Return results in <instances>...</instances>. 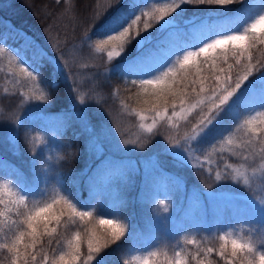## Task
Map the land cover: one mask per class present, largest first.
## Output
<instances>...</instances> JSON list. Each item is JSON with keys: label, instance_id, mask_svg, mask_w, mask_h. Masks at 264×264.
Wrapping results in <instances>:
<instances>
[{"label": "snow or ice", "instance_id": "1", "mask_svg": "<svg viewBox=\"0 0 264 264\" xmlns=\"http://www.w3.org/2000/svg\"><path fill=\"white\" fill-rule=\"evenodd\" d=\"M68 2L71 3V0ZM115 2L119 3V0ZM148 2L152 7L145 4L142 8V0H129L126 7L122 5L115 8L98 25L94 34L95 50L107 51L109 61L119 57L125 51V46L136 40L138 55L132 60L113 65V70H118L121 74L137 75L139 79L131 80V84L149 91L157 101L165 105L163 112L155 103L152 105L155 115L151 125H145L143 121L146 117L136 113L141 121L139 127L147 136L143 139L138 138V141L123 139V147L127 148L132 144L144 148L150 143L155 135L156 122L164 118L169 97H172V113L168 119L173 128L179 127L173 122V118L182 117L186 120L188 114L199 109L198 119L191 131L180 139L169 140L171 152L168 148L164 149L165 153L171 155L178 164L187 163L190 148L194 149L205 143L214 144L217 140H226L227 144L241 149L233 155L242 157L245 161L257 152L260 159L264 160V61L254 59L252 55V49L257 45H264V32L257 33L258 26L264 23V0H260L258 11L249 5L239 17H233L236 26L231 28L225 27L220 20L213 21L211 16L185 21V26L181 27L178 17L183 12L184 5L223 7L234 2L247 3V0H148ZM108 3L111 4L112 0H108ZM173 13L176 15L173 16ZM99 15L100 13H97V17ZM169 16L171 19H165ZM153 22L159 24L158 31L165 34L166 48L159 41L153 44L151 33L147 36L141 35V31L147 32L153 26ZM178 35L183 39L177 41L175 37ZM84 39L91 41L93 37L85 34ZM5 52L8 53L10 62L14 61L19 72L23 73L36 88V93L32 97L24 96L22 104L29 99L50 102L53 93L60 88L59 79L62 77L64 83L68 81L69 77L65 72L66 62L61 64L59 60L50 57L44 49L27 37H24L22 48L10 50L4 44L3 35H0V57ZM229 56L234 60V64L229 63ZM201 57L203 60L196 63ZM218 60L221 61L220 64H217ZM205 67L210 69L208 74H204ZM236 67L241 70L236 71L233 77V70ZM257 72L259 74L254 75ZM74 90L69 86L70 92ZM193 94L196 97L195 102L189 103L188 98ZM176 98L179 99V111H176L178 107ZM79 103L85 104L83 95L79 96ZM242 108L246 109L249 115L240 120ZM252 112H255V115H252ZM13 119L19 123L21 117L14 115ZM72 119L78 121L86 131L93 133L89 147L92 151L102 154L101 140L107 138L108 130L102 126L98 130L95 129L88 120L85 108H80L77 112L73 107L70 113H66V120L70 122ZM257 121L261 127L255 126ZM233 126L236 131L241 129L245 131L247 138L242 144L234 143ZM225 133H228L227 137ZM181 140L184 143H181ZM116 147L119 148L120 145L117 144ZM107 165L114 166L112 161H107ZM242 169L243 165L232 168L231 173L225 172L222 175L217 172L214 179L217 182L242 180L245 186H250L247 171ZM105 171L106 169H101L99 174L102 175ZM152 172L161 178L170 175L158 161L155 162ZM261 183H264V178H261ZM89 191H93L91 184ZM36 192L44 197L47 188L41 191L37 186ZM6 193L7 201L4 198ZM249 201L251 203L246 202L241 211L259 224L258 235L255 238L249 236L244 239L233 232L225 231L216 237L219 241L218 247L198 246L197 250L188 256L182 244H197V241L185 237L172 248L171 257L165 252L161 260V249L147 250L146 255L136 257L138 264H190V260L195 261V264H215L209 258L213 252L224 264H264V198ZM126 203L122 198H118V202L102 206L95 201V195L83 201L63 186H58L51 198L37 201L32 190L28 189L23 181L15 184L0 181V205L5 208L4 211H0V237L4 240L0 242V250H7L11 264H37L38 257L40 264H108L107 257L122 250L124 245H118L111 253L105 250L117 244L122 238L127 242L128 238L135 234L131 227V218L123 212ZM160 203L166 211L164 200ZM106 216L109 218H104ZM77 221L82 225H90L85 227L86 253L81 251L80 231H75L67 241L66 248H60L58 252L55 248L51 255L43 249L40 252L36 251L37 244L44 236L50 238L51 247V238L57 234L62 222L67 227L68 223L76 225ZM8 232H13V238H8Z\"/></svg>", "mask_w": 264, "mask_h": 264}, {"label": "trees", "instance_id": "2", "mask_svg": "<svg viewBox=\"0 0 264 264\" xmlns=\"http://www.w3.org/2000/svg\"><path fill=\"white\" fill-rule=\"evenodd\" d=\"M129 0H119V3L112 0L109 4L108 0H0V35L4 37V44L7 49L14 50L20 48L24 44V37L32 39L48 55L59 60L61 64H65V72L68 75L67 83L63 78L59 79L60 88L54 92L50 98V102H40L34 99L29 103L24 101V92L29 97L36 93V88L27 77L19 72L15 66V62H10L7 52L0 57V63L4 65L5 70L13 71L16 76L22 79L15 91L9 88L5 93L3 84L5 83L6 71L0 70V179L1 181L10 182L12 184L23 181L28 189L35 194L38 186L41 191L45 189L42 186L40 175L47 164L44 160L47 157L53 158L54 163L49 166L52 169L53 179L51 182L58 186H63L72 191L78 198L87 201L91 196L95 195V201L99 205H111L118 202L117 199H110L111 192L116 180L126 171L117 169L110 170L104 166H98L93 158L95 154L90 152L89 140L93 133L86 131L81 127L80 123L75 119L70 122L66 120V113H70L75 107L78 112L80 108L87 111L88 120L95 129L101 126L108 130L106 139L102 138L103 153L106 155L117 156L118 150L112 143L113 140L122 142L123 139L129 141H138L147 136L139 125L141 123L140 113L153 119L155 112L152 105L155 103L163 112L165 105L161 101H157L149 91L140 89L138 86L131 84V80L139 79L135 74H121L118 70H113V65L122 64L125 60H132L138 55L132 53L127 58H118L108 61L105 52H97L95 50L94 35L98 25L109 16L115 8L127 6ZM152 7L148 0H142L141 7ZM249 5L256 11L259 10L260 0H247V3L234 2L227 6H207V5H184L183 12L178 17L181 27L184 22L194 18H203L211 16L212 20H220L225 27H235L233 17H239L243 10ZM179 11V10H178ZM97 13H100L97 17ZM139 14V13H137ZM173 16L176 14L173 13ZM171 19V17H165ZM144 19V18H142ZM142 29V24L140 25ZM159 25L153 22V26L147 31H141V35L147 36L152 34V43L158 41L163 47H167L165 34L158 31ZM264 32V27L257 29V33ZM19 33V35H16ZM85 34L92 36L91 41L85 40ZM177 41L183 39L181 35L175 37ZM133 40L125 46V52L131 50ZM254 59L264 61V45H257L252 49ZM203 60L201 57L196 63ZM221 61H217L220 64ZM229 63H235L229 56ZM226 66V65H225ZM241 70L239 67L234 68L233 77L236 71ZM204 74L210 72L209 68L203 69ZM259 73H254L258 75ZM252 77H250L251 79ZM71 86L74 91H69ZM83 95L85 104L79 103V96ZM195 95L188 98V102H195ZM173 98L169 97L167 112H172ZM147 101V103H145ZM179 110V99L176 98ZM135 110V111H134ZM199 110L193 111L184 118H175L174 121L179 125L173 128L172 124L168 125L164 120H160V124L155 127V135H153L149 144L144 148L135 147L130 144L127 148L134 157L154 158L161 166L166 169V173L178 176L180 182L174 183L169 175L160 177L152 174L144 183H136L130 186L122 199L126 201V207L123 208L125 215L131 218V227L135 230L133 237L125 238L118 241L117 244L111 245L106 252L116 249L118 245L123 244L122 250L117 251L107 257L108 264H131L127 261V252L131 251V255L140 253L142 249L146 250L161 249L160 259L164 258L166 252L169 257L172 256V248L177 242H182L185 237L195 239L197 244H182L185 254L190 256L197 250V247H218L219 241L216 239L220 232L213 235L210 226L214 225V221L204 219L200 225H194L186 218L183 219L181 225L177 224L169 232H151L149 223L156 216L161 215L162 218L169 219V216L175 214L181 201L188 195L191 188L199 189L208 193L220 192L223 190L232 191L230 180L215 181L213 175L215 171L211 168L208 170L202 163L198 165L192 164L189 160L187 163H177L176 160L165 153L164 149L168 148L171 152L169 140L175 141L190 132L192 126L198 119ZM255 115V112L251 113ZM14 115H19L21 120L19 123L14 122ZM44 115V118L41 116ZM249 115V112L242 108L240 110L239 119L243 120ZM169 117V116H168ZM256 127H261L258 121ZM43 131H47V138H42ZM53 133L54 140H51ZM232 139L236 141L237 133L235 126L232 129ZM228 133H225V137ZM44 139L46 141H44ZM48 142L52 147L47 149L45 143ZM181 143H184L181 140ZM191 154L197 155L200 162L207 157L216 164L225 166L237 163L242 157L234 156V152H240L234 145L227 144L226 140H217L214 144L205 143L204 145L191 148ZM35 153V155H34ZM222 156H218V154ZM92 154V155H91ZM106 169L101 175L100 170ZM4 173V174H2ZM210 173V175H209ZM225 172L222 171V175ZM155 179L153 180V177ZM138 179L139 177L136 176ZM119 182V181H118ZM166 182L167 187H163ZM93 186V191H89V185ZM56 187V189H57ZM52 184L47 188L46 199L51 198ZM165 193V194H164ZM238 193V192H237ZM241 193V192H240ZM107 196L106 198L100 197ZM164 200L167 210L161 205L160 201ZM59 207V206H57ZM5 209V208H4ZM229 211L221 216V223L218 224L220 230L225 228L222 222L236 227L235 219L226 217ZM178 211L177 217L180 218ZM240 216V215H239ZM244 218V216H240ZM15 219V217H13ZM104 218H108L107 216ZM224 218V219H223ZM67 220V216H65ZM245 228H254L253 222L243 219L240 221ZM211 224V225H210ZM90 225H82L77 221L76 225L68 223L65 227L62 222L58 228L57 234L54 235L51 247L49 246V237L41 238L37 244L36 251L48 252L50 255L53 248L58 252L60 248H66L67 241L71 239L75 231L81 232L82 253L87 252V233L85 227ZM7 231V229H5ZM193 232V237L190 233ZM8 238H13V234L8 232ZM243 238V237H242ZM0 242H4L0 237ZM22 247V246H21ZM230 247V246H229ZM41 255L43 253L41 252ZM203 258V253L201 254ZM215 264H224L222 260L213 252L210 257ZM0 264H11L10 254L7 250H0ZM37 264H40L38 257ZM132 264H136L132 260ZM190 264L195 261L190 260Z\"/></svg>", "mask_w": 264, "mask_h": 264}, {"label": "rangeland", "instance_id": "3", "mask_svg": "<svg viewBox=\"0 0 264 264\" xmlns=\"http://www.w3.org/2000/svg\"><path fill=\"white\" fill-rule=\"evenodd\" d=\"M263 27H264V23L259 25L257 29L259 30ZM132 44L134 45L132 46L130 51L128 52L124 51L121 53L119 57H114L112 60H115L118 58H127L131 55L132 52L137 53L138 51L135 47L136 40H133ZM20 48H15L14 50H17ZM133 53H132V56H133ZM105 54L106 55H103V56L106 57V59L108 60L107 51L105 52ZM0 70L6 71L7 73V75L5 76V83L3 84V87L5 88V93L9 91V88H13L12 90L15 91V89L19 85H21L22 79L16 76V74L13 71L5 70L4 65L1 63H0ZM21 95L28 96L24 92H22ZM26 102L31 103L33 102V100L29 99ZM196 110H199V109H196ZM196 110H193V111H196ZM193 111L191 113H193ZM171 113L167 112L163 119H158L156 122V126L160 124L161 122L160 120H164L166 124L170 125L171 123L169 122L168 116H171ZM41 117L44 118V115H42ZM145 117L146 119L143 121V123L145 125H151L153 123V119L147 116ZM175 118H182V117H175ZM175 118H173V122L176 120ZM47 133H48L47 131H43V133L41 134V137L47 138L46 137ZM236 136H237L236 141L241 144L247 138L246 133L243 129H241L239 133H237ZM50 137H51L50 141H53L54 140L53 133ZM44 141L46 140L44 139ZM112 143L115 147L117 144L120 145V147L117 148L118 150H116L117 151L116 153L118 154L117 156L106 155L104 153L99 154L97 152L92 151L90 148L89 149L91 153L93 152L95 154L93 161L98 166H104L105 168L110 169V170L117 169V172L115 174H117L120 171H126L120 177H118L111 192L109 193L110 199L118 200V198L123 197L121 194H124L125 191L130 186H134L136 183H144L148 178H150L152 174H154L152 172V169L154 167L156 160L153 157L152 158L151 157L150 158L134 157L129 152L128 148L123 147L122 142L113 140ZM45 147L47 149H50L52 146L48 142H46ZM190 150L191 148L189 149L187 156H188V160L192 164L198 165L202 163V165L206 166L208 170H211L212 168L215 171V174L217 172H220L222 174V171L231 173L232 168L240 167L241 165H243L242 170L246 169L247 175L250 178V186H245L242 183V180L240 182H233L232 180H230L232 191H237L238 193L228 192L229 190H223V191L215 192V193H208V191L202 192L199 189L191 188L188 192V195L184 198V200L181 201V205L177 207L175 214L172 216H169V219L167 221L166 219L162 218L161 215H156L150 221L149 223L150 231L151 232L153 231V233L154 232L167 233L177 224L181 225L184 218H186L188 222L194 225H200L203 223L204 219H206L209 222L211 220L214 221V225L212 227L210 226L209 228L210 230H213V235H215V233H218V232H220V234H223L225 231H229V232H233L234 235H237L241 238L243 237L244 239H247L249 236H252L253 238H255L258 235L257 230L259 229V224L254 219L249 218L243 211H241V209L243 208V205L246 202L251 203L249 201L250 199H253L254 201H259L261 198H264V183H261V178H264V167H262V165H264V160L260 159V156L257 152L256 155L250 156L248 161H245L244 159H239V161L235 164L232 163V165L222 166V165L216 164L211 159H207V157L204 158L202 162H200L198 156L192 155ZM218 156H222V154L220 153L218 154ZM102 161H104V163H102ZM107 161H112L114 166L109 167L107 165ZM44 162L47 164V167L43 169L40 175V178L42 179V186L45 189V188L50 187L52 184L51 193L54 195L57 184L54 183L53 185V182H51V180L53 179L54 181H56L57 177L53 176L52 169L49 167L51 166L52 163H54V160L50 156V157H47L44 160ZM159 165L161 166L160 163ZM164 171H166V169H164ZM136 176H138L139 178L137 179ZM169 176L173 180L174 183L180 182V179L177 178L178 176H174L171 174ZM213 177H215V175H213ZM162 179L163 177L162 178L160 177V180ZM163 187L164 188L167 187L166 182H163ZM106 197L107 196H104V197L101 196L100 199L101 198L104 199ZM4 198L6 201L8 200L7 193L5 194ZM34 199L37 201H40L42 199H46V196L41 197L39 193H36L34 196ZM4 210H5L4 206L0 205V211H4ZM178 211L180 213L179 215L180 218L177 217ZM226 211H229V215L228 214L224 215V218L229 217V218L235 219L236 227L230 226L229 224H225L224 222H222V225L225 228H223V230H220L218 224L221 223L220 222L221 216ZM239 215L244 216V218L240 217ZM243 219L252 221L255 227L245 228V225L241 224L240 222ZM13 228H14V231H16L15 226H13ZM11 233L13 234V232ZM190 235L193 237L194 233L191 232ZM143 255H146V252H144L141 249L140 253H135V255L131 256V260H133L134 262H136V264H138L136 257H140Z\"/></svg>", "mask_w": 264, "mask_h": 264}, {"label": "bare ground", "instance_id": "4", "mask_svg": "<svg viewBox=\"0 0 264 264\" xmlns=\"http://www.w3.org/2000/svg\"><path fill=\"white\" fill-rule=\"evenodd\" d=\"M126 255H127V261H128V262H131V264H132V260H131V256H132V255H131V251H128ZM126 264H128V263H126Z\"/></svg>", "mask_w": 264, "mask_h": 264}]
</instances>
